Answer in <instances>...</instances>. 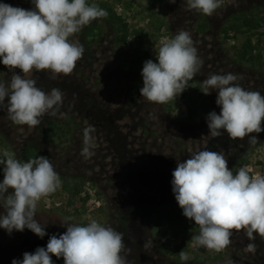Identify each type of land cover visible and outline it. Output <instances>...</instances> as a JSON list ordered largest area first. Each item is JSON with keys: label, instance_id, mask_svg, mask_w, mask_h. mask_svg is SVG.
I'll list each match as a JSON object with an SVG mask.
<instances>
[{"label": "rangeland", "instance_id": "1", "mask_svg": "<svg viewBox=\"0 0 264 264\" xmlns=\"http://www.w3.org/2000/svg\"><path fill=\"white\" fill-rule=\"evenodd\" d=\"M102 2L113 9L130 31L140 32L150 59L156 58L161 38H171L185 30L191 34L202 66L188 82L192 90L186 88L171 100L174 109L168 113L164 104L141 97V71L132 70L117 59L114 25L105 17L70 37L84 47L83 56L70 75L60 74L53 79L48 71L30 73L36 86L45 92L59 88L63 103L55 115H44L36 127L14 123L6 106H0V158L4 150L21 161L46 156L59 174L61 186L38 202L35 218L45 225L47 235L43 238L27 228L23 232L13 230L11 234L0 228V264H11L13 259H22L25 252L46 247L51 235L66 231L62 222L68 217L74 218L69 223L82 225L95 219L122 233V255L127 257L128 264H264V238L256 235L250 241L243 231L233 232L231 245L223 251L194 247L191 241L188 251H184L189 260L182 262L177 258L173 250L184 242L182 229L190 219L183 215L171 184L177 162L204 149L222 151L234 174L247 167L250 175L264 176V131L250 134L257 137L255 144L249 142V137L233 140L226 132L210 137L206 117L212 111L219 114L220 107L215 102L218 93L212 90L205 95L201 88V82L211 74L232 73L237 77L233 83L264 95V25L230 34L225 44L221 34L233 16L262 15L264 0H222L221 7L211 16L189 9L187 0H87L89 5ZM0 3L24 9L34 7L31 0ZM160 23L163 25L157 31ZM248 36L253 53H261L260 66L253 67L237 58ZM133 41L131 35L128 45ZM11 76L12 71L0 63V82H10ZM183 93L188 94L187 99H204L207 112L189 118ZM60 122L73 125L72 131L63 144L51 143L45 139V132L51 124ZM261 127L264 128V122ZM86 128L92 129L87 145ZM85 147L90 155L82 154ZM242 157L246 163L238 165ZM64 182L77 184L79 196L75 198L66 191ZM159 210L163 211L161 219ZM3 212L0 207V214ZM175 214L182 216L179 225ZM197 232L199 226L194 223L187 234L190 237ZM249 243H255V253L246 250ZM52 260L54 264H64L62 257L52 256Z\"/></svg>", "mask_w": 264, "mask_h": 264}, {"label": "clouds", "instance_id": "2", "mask_svg": "<svg viewBox=\"0 0 264 264\" xmlns=\"http://www.w3.org/2000/svg\"><path fill=\"white\" fill-rule=\"evenodd\" d=\"M31 2L32 9L0 3V63L12 71L10 82H0V106H6L14 123L36 127L44 115L56 114L63 93L59 88L45 92L29 74L48 71L53 79L70 75L84 53L83 45L70 37L108 13L87 0ZM221 5L222 0H187L189 9L206 16ZM155 54V61L149 59L143 64L140 95L149 102L166 104L187 88L202 61L185 30L161 38ZM236 80L234 74L227 73L211 74L201 82L203 94L210 95L212 90L218 93L215 102L220 112H209L206 117L209 136L216 138L226 132L233 140L249 137L255 144L257 137L250 134L264 131V95L245 90L233 83ZM91 131L84 130L86 145ZM82 154L90 155L89 148L85 147ZM0 166V207L4 209L0 228L9 234L27 228L43 238L47 233L45 225L35 218L37 205L61 186L59 174L46 156L21 161L8 150L3 151ZM172 177V191L183 215L199 226V234L191 237L194 247L223 251L231 245L233 232L243 231L250 241L256 235L264 238V176L250 175L246 167L234 174L222 151L204 149L178 161ZM73 219L62 222L66 231L51 235L46 247L25 252L22 259H13L11 264H54L52 256L62 257L64 264H128L122 255V233L95 219L83 225L69 223ZM246 250L255 253V243L247 244ZM179 257L182 262L189 260L184 251Z\"/></svg>", "mask_w": 264, "mask_h": 264}, {"label": "trees", "instance_id": "3", "mask_svg": "<svg viewBox=\"0 0 264 264\" xmlns=\"http://www.w3.org/2000/svg\"><path fill=\"white\" fill-rule=\"evenodd\" d=\"M98 6L107 11L108 15L106 18L114 25L116 33L115 43L117 59L124 65H127L130 69L135 71H141L144 62L150 59V54L149 50L144 44V41L140 39V32L138 30L130 31L128 25L114 13L113 9L107 3L102 2L98 4ZM260 24L264 25V12L262 15L258 14L255 17L248 14H239L237 16H233L227 21L226 25L221 30V34L224 36V44L226 43V38L230 34L238 35L242 32L243 28H247L250 31L254 28H257ZM161 25L163 24L160 23V25L156 27L157 31L160 29ZM131 35L134 38V43L128 45V41ZM251 42V37L248 36L242 44L239 52L237 53V58L240 62H244L253 67L256 65L260 66L261 64L259 62L261 60V53L260 51L256 54L253 53L254 47L252 46ZM153 61H155V58H153ZM187 89L190 91L192 90L190 85H187ZM187 95L188 94L183 93L181 97L187 107V113L189 118L198 117L199 113L205 114L207 112L208 106L204 99L200 101L199 97L196 98L193 96L187 99ZM164 107L168 113H171L174 109V105L171 101L164 104ZM72 128L73 125L70 124L67 125L62 122L53 123L46 130L45 139L51 143L56 142L58 144H63L64 141L67 139V136L72 131ZM245 163L246 160L243 157L240 158L238 161V165H245ZM63 187L75 198L79 196L80 192L78 189L79 186L77 184L72 182H64ZM82 201H85V199L83 198ZM161 213H163V211L159 210L158 219H161ZM175 218L176 220H178L179 225V222H181L182 220V216H179V214H175ZM186 224L187 227H184L182 229L184 233V242L181 244V246L175 247V249L173 250V253L177 258H180V251H188L187 248L189 247V243L192 241V236L189 237L187 233L188 230H190V227L194 224V222L192 220H188ZM197 234H199V232L195 233L194 235Z\"/></svg>", "mask_w": 264, "mask_h": 264}, {"label": "built area", "instance_id": "4", "mask_svg": "<svg viewBox=\"0 0 264 264\" xmlns=\"http://www.w3.org/2000/svg\"><path fill=\"white\" fill-rule=\"evenodd\" d=\"M246 168H247V167H246ZM247 169H248L249 171H251L250 168H247ZM252 175H259V174H252Z\"/></svg>", "mask_w": 264, "mask_h": 264}]
</instances>
